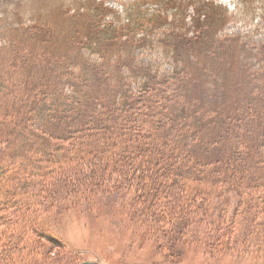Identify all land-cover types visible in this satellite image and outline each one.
Here are the masks:
<instances>
[{
	"label": "trees",
	"instance_id": "16d2710c",
	"mask_svg": "<svg viewBox=\"0 0 264 264\" xmlns=\"http://www.w3.org/2000/svg\"><path fill=\"white\" fill-rule=\"evenodd\" d=\"M198 1L134 0L121 2L102 0L93 5L88 1L84 5L94 12L95 17L101 18L95 25L94 38L97 40L101 35V38H111L112 42L116 41L117 51L113 54L116 55L119 62L122 60L116 66L119 81L114 84L115 88H113L115 89L113 91L118 90L119 97L123 96L119 100L121 105L118 103L119 107L111 110L112 119L117 121L118 125L115 128V136L108 133L109 125L99 127L101 123L99 120L107 122L109 120L107 118H95L98 120L96 124L92 123L91 120L80 123L78 114L76 122L65 118H62V121H57L51 110L57 101V97L54 96L55 89L47 87L49 85L44 86L39 80L38 74L43 62L37 58L44 56L45 59L43 60L46 61V53L35 52L37 49L30 52L29 48L25 52L22 42L20 47L9 49L3 36L1 37L0 56L9 58L10 64L6 68L3 67L4 72L0 75V159L3 152L14 155L12 160L0 162V175L5 174L3 177L0 176V207L5 210V217L10 218L7 215L9 204L14 207L12 209L21 208L17 205L19 199L25 207L28 204L29 207H33L32 203L29 202L30 199L25 198V200L18 197L19 190L23 194L27 193L26 175L22 174L21 177L18 173H14L15 181L11 186L2 184L6 179L8 170L13 168L19 160H23L21 165V168L24 169L23 172H29L30 166L33 169L37 165H50L55 174L47 181V178L43 179L40 187L44 191L54 190L55 186H58L57 183L62 180L65 181L63 187L67 189L66 194L74 193L79 186L83 187L92 184V182L94 186L114 188L122 182L118 181L117 178L129 183L136 182L140 179L141 170H145L144 168L149 165L148 177L154 176L155 186L163 190L166 184L165 174L173 169L178 171L177 167L164 160L168 157H170L169 161L174 160L176 155L180 153V151L176 153L178 149L184 150V152L189 151L188 154H192L187 145L194 144L196 140L202 142L204 135L201 130L210 128L214 118L218 117L219 120L217 119L216 122L221 124L222 129L219 143L222 147L227 145V151L220 153L213 145L212 151L214 153L209 156L206 155L207 157L200 163L212 164L215 173H219L218 168H224L229 164L233 166V169L230 172L227 171L226 175V170H223L220 179L218 176L216 177L222 185L218 191L216 190L217 192H214V200L200 199L203 207H198L197 204L193 203L192 197L184 192L182 194L184 200L182 201H184L185 206H181L183 215L180 217L182 219L188 217L190 213L186 211L188 206L198 211L201 210L202 219L199 218L195 224L203 227L205 226L203 222H206L207 228L206 232H203L205 236L203 238L198 236L196 240H203L205 251L209 250V253L222 255L226 250L236 253L237 256L249 252L256 255L264 253V67L260 62L254 64L248 63L245 58L241 60L240 66H242L245 74L243 78L239 76L240 78L235 79L237 87L243 93L246 90L244 86L246 80L247 85H254L253 90L248 96H245L244 100L237 101V104H234L229 111L221 115L217 110L213 114L210 104L207 105L206 113L208 114L209 111V115L205 118L203 115L206 100L201 101L200 94L205 88L208 94L210 92L208 89L215 91L214 88H217L219 82L216 77L208 80L205 75L203 76L201 70L198 69H203V64L206 62L204 57L196 51L194 52L195 56L190 54L188 50L191 48H188V39L183 41L185 34L190 35V32L194 33L195 30L201 33L210 29L209 24L206 27H200L199 30L197 29L204 20L202 16H211L212 7L210 0H203L200 5L196 4ZM80 13H83L80 8L73 11L74 16H78ZM32 21L33 19L29 20L26 17L20 21L13 20L12 25L13 27L36 25L32 24ZM3 26L4 23L1 20L0 28ZM37 26L44 28L41 25ZM255 27V25L251 27L248 32L250 33L249 36H245L247 32L238 33L242 38L249 39L251 44L247 43V45L249 44L251 47H253L251 39ZM48 28L52 30L51 27ZM45 32L48 36L51 35L49 30H45ZM176 35L180 37H176ZM194 35L196 34L194 33ZM74 36L75 32L71 37ZM190 37L193 38V50H196L197 40L192 36ZM92 38L93 35L89 40ZM260 40L264 41V37ZM93 42L95 43V39ZM243 46H246V42ZM254 47L260 51L263 49L259 43H256ZM5 48L6 51H3ZM95 56L97 55L95 54ZM98 57L100 60L95 59V63L106 65L104 57ZM259 57L260 60L264 59L263 54ZM188 60H193V62L190 61L191 65ZM45 65L47 69L50 63ZM97 69L105 70L101 67ZM97 69L92 66L85 68L78 76H75L76 79H71L69 85L80 88L79 81L82 82L91 78V80L99 83L102 80ZM87 73L90 78L86 77ZM104 75L110 78V83H112L110 71H105ZM237 75L232 73L234 77ZM203 77H206V83L210 82L212 86L197 89V86H200L197 83H202ZM194 82L195 84L192 86ZM193 87L194 92H196L195 96L191 95ZM75 94L76 96H74ZM75 94L70 92V97L59 99L65 101L64 106L68 103H75L76 107L83 111L86 105L82 102L88 104L90 99L86 98L81 90H76ZM97 96L98 94L94 95L92 105L98 104V100H95ZM96 108L97 111H101L99 107ZM123 112H130L132 117L114 116L116 113ZM148 112H150L151 117ZM194 112L195 119L192 117ZM243 112L249 115L253 113L254 116H250V119L245 121ZM200 118L203 119L202 123H199ZM150 120L155 123L156 128L152 125L151 127L145 126L146 129L141 126L142 123L146 125V122ZM126 121L129 125L124 123ZM97 126L100 130H97ZM65 127L71 129L69 134H66ZM39 130H43L45 135L47 134L45 132L52 131L51 133H53L58 130L49 138L60 140L62 142L60 144L65 147H67L66 144H69V148H75L76 151L81 150L84 144L91 145L94 143L101 148L102 152L108 150L109 152L106 154L114 156V161L106 160L101 157L102 155H83L78 158V160H82L83 165L93 166L94 170L100 168V171L97 173L95 171L92 179L90 178L91 181L85 185L82 174L75 172L74 169L76 167L80 169L81 165H70L73 162L70 160L67 164L68 167H64L65 164L57 163L58 161L52 158L51 151L41 150L34 146V141L39 139ZM24 133L27 136L25 140H23ZM99 135H102L103 139L99 138ZM218 138L216 136V139ZM251 139H253V143L250 142ZM136 142L138 147L134 146ZM120 143L125 145L123 152L122 150L117 151V145ZM42 147L44 148V146ZM114 148L116 150H113ZM184 152H181L180 157L185 158L187 153ZM36 157L39 159L36 160ZM189 157L192 160L193 154ZM147 159L151 161L149 162ZM121 160L123 161L120 162ZM2 165L9 166L4 168ZM152 168L157 169L155 174ZM136 171L139 174L135 177ZM104 172L106 173L105 177L102 176ZM182 182L184 184L183 180ZM69 185L72 187H67ZM11 187L13 189H10ZM157 196L154 193L151 195L153 205ZM218 198L222 199L223 203L218 205ZM66 200L70 199L66 198ZM161 205H158V211ZM209 206L211 210H209ZM161 208L166 212V207ZM177 209L179 211L180 207ZM168 211L166 214L169 217L172 214ZM218 212L219 215L215 218ZM166 214L165 216L158 214V216L167 220ZM178 226L180 227V237L170 236L168 240V244L173 247H181L183 243L190 241L193 234L202 233L201 231H193V229L189 232L184 223L178 224ZM10 231L16 234V230L10 228ZM189 234V240L184 242L183 240H186V236ZM11 238L13 239V237ZM6 240L8 239L6 238ZM9 249L12 253L11 245H9Z\"/></svg>",
	"mask_w": 264,
	"mask_h": 264
},
{
	"label": "rangeland",
	"instance_id": "374dc122",
	"mask_svg": "<svg viewBox=\"0 0 264 264\" xmlns=\"http://www.w3.org/2000/svg\"><path fill=\"white\" fill-rule=\"evenodd\" d=\"M88 1L93 5L102 0H0V23L1 20L4 23L3 28H0V39L3 36L9 49L20 47L22 42L25 52L29 48L30 52L37 49L35 52L46 53V61L43 60L45 59L44 56L37 58L43 62L38 74L39 80L44 86L49 85L47 87L55 89L54 96L57 97V101L51 110L57 121L65 118L76 122L79 117L80 123L91 120L92 123L96 124L98 120L95 118H107L109 119L107 122L99 120L101 122L99 127L109 125L108 133L115 136V128L118 125L117 121L112 119L111 110L119 107V100L123 96L119 97L118 90L113 91L115 90L113 88H115L114 84L119 81L116 66L122 60L119 62V59L113 54L117 51L116 41L112 42L111 38H101V35L97 40L94 38L95 25L101 18L95 17L94 12L84 6ZM117 1L130 2L134 0ZM201 1L203 0H199L196 4L200 5ZM210 4L212 5L211 16H202L204 20L197 27L199 30L200 27H206L209 24V31L200 33L195 30L196 35L193 36L194 33L190 32V35L185 34L183 39V41L188 39V48H191L188 50L190 54L194 55L196 51L204 57L206 62L203 64V69H198L201 70L203 76L205 75L208 80L216 77L219 82L217 88H214L215 91L208 89L210 91L208 94L205 88L200 94L201 101L206 100L203 115L205 118L209 115V111L208 114L206 113L207 105L210 104L213 114L217 110L221 115L229 111L234 104H237V101L244 100L245 96H248L253 90L254 85H247L246 80L244 82L246 87L244 94L237 87L235 79L240 78L239 76L243 78L245 74L242 66H240L241 60L245 58L248 63L254 64L260 62L264 67V59L260 60L259 57L264 55V41L260 40L264 37V0H210ZM78 8L83 13L74 16L73 11ZM26 17L29 20L33 19L32 24L36 25L13 27V20L20 21ZM37 25L44 26V28ZM254 25L256 27L251 39L253 42V47H251L249 39L242 38L239 34L247 32L245 36H249L250 33L248 32ZM48 27H51L52 30ZM45 30H49L51 35L48 36ZM74 32L75 36L71 37ZM92 35V40H89ZM190 36L197 40L196 50H193V38ZM176 37L180 36L176 35ZM93 39H95V43ZM245 42L246 46H243ZM11 43H14L13 46ZM247 43L249 44L247 45ZM254 43L261 44L263 46L262 51L256 50ZM3 51H6V48ZM98 56L104 57L106 65L95 63V59L100 60ZM190 61L193 62V60ZM190 61L188 60L189 64ZM46 63H50L47 69ZM9 64V58L0 56V68L2 70ZM91 66L94 69L105 68V70L97 69L102 81L97 83L91 78L90 80L79 81L80 88L69 85L71 79H76L75 76ZM112 68L114 69L111 70ZM1 69L0 75L4 72ZM105 71H110L112 83H110V78L104 75ZM232 73L238 74L237 77L232 76ZM86 77L90 78V75L87 73ZM206 77H203L202 83L196 82L200 85L197 86V89L212 86L210 82L206 83ZM194 84L195 82L192 86ZM76 90H81L86 98L90 99L88 104L82 102L86 105L83 111H80L75 103H68L64 106L65 101L59 99L70 97V92L75 94ZM191 90L193 92L191 95L195 96L194 87ZM96 94L98 96L95 100H98V104L92 105V99ZM131 96L133 97V95ZM96 107H99L101 111H97ZM77 115L78 117H76ZM148 115L151 117L150 112ZM114 116L132 117L130 112L116 113ZM243 116L246 121L254 114L249 115L243 112ZM192 117L195 119V112ZM217 119L219 120L218 117L214 118L210 128L201 130L204 135L202 142H197L195 139L194 144L187 145L192 151V160H190L189 155L192 154H188L189 151H185L187 153L185 158L180 157L184 150L179 149L176 153L179 151L180 153L176 155L174 160L169 161L170 157L163 159L178 169V171L173 169L165 174L166 184L163 190L155 186L154 176L148 177L150 165L144 168L146 172L141 170L140 179L136 182L129 183L117 178L118 181L122 182L114 188L94 186L92 185L93 182L88 184L93 173L100 171V168L94 170L93 166L83 165L82 160H78V158L83 155H102L101 157L113 162L114 156L106 154L109 152L108 150L102 152L101 148L94 143L91 145L84 144L79 151H76L75 148L70 149L69 144H66L67 147H65L60 144L62 143L60 140L49 138L58 130L53 133H51L52 131L45 132L46 135L43 133L44 129L39 130V139L34 141V146L41 150L51 151L52 158L57 160V163L65 164L64 167H68L67 164L70 160H73L70 165H81L80 169L74 168L75 172H80L84 179L83 184L88 185L79 186L80 188L78 187L76 192L66 194L67 189L63 187L65 181L62 180L57 183L59 187L55 186L54 190L44 191L40 187L43 179L47 178V181L55 174L50 165H37L33 169L30 166L29 172H23L24 169L21 168L23 160H19L13 168H10L2 184L11 186L15 181L14 173H18L21 177L22 174L26 175L27 193L23 194L19 190L18 197L30 199L29 202L32 203L33 207H29V204L25 207L19 199L17 205L21 206V210L12 209L14 207L9 204L7 215L10 218L5 217V210L0 207V264H80L85 261H100L99 263L102 264H264V253L256 255L249 252L237 256L236 253L228 250L224 251L222 255L209 253V250L205 251L204 241L196 240L198 236L200 238L205 236L203 232L205 233L207 228L206 222H203L205 225L203 227L195 224L199 218L202 219L201 210L198 211L188 206L186 210L190 212L188 217H183V219L180 217L183 215L181 206H185L184 201H182L184 200L182 196L184 192L192 197L193 203L201 207L203 205L200 202L201 198L215 199L214 192H217L222 185L216 177L218 176L220 179L223 170H226V175L227 171L230 172L233 169L231 164L224 168H218L219 173H221L219 175V173L214 172L215 168L212 164L200 163L211 153H214L212 151L213 145L220 153L227 151V145L222 147L219 143L222 129L221 124L216 122ZM202 122L203 119L200 118L199 123ZM124 123L129 125L127 121ZM144 124L142 123L141 126L145 129V126L151 127V125L156 128L155 123L151 120L147 121L146 125ZM64 130L66 134H69L71 129L65 127ZM216 136L219 138L216 139ZM23 137L25 140L26 133ZM99 138L103 139L102 135H99ZM250 142L253 143V139ZM4 144L7 145V143ZM136 144L138 143L133 145L138 147ZM117 146V151L122 150L123 152L125 150L123 143ZM81 152L83 153L81 154ZM13 158L14 155L3 152L0 162H6ZM38 159L36 157V160ZM147 161L150 162L151 160L147 159ZM8 166L2 165L4 168ZM152 169H154L153 173L155 174L157 169ZM138 174L139 172L136 171L134 176L136 177ZM0 176L3 177L5 174ZM102 176L105 177L106 173L104 172ZM67 181L66 183H68ZM67 187H72V185ZM159 192L161 193L158 194ZM153 193L157 194V200L159 199L158 201L155 200L154 205L151 199ZM66 198L71 201L66 200ZM217 203L219 205L223 203V200L218 198ZM159 204L162 205L158 211ZM161 207H166V212ZM178 207H180L179 211ZM209 208L211 210L210 206ZM167 211L172 215L168 217ZM158 214L163 216L166 214L167 220H163L164 217L158 216ZM218 215L219 212L215 218ZM181 223L186 225V230L189 232L193 229V231H201L202 233L193 234L190 241L185 242L189 240V234L186 236V240H183L185 243L181 247H173L168 244V240L170 236L180 237L178 224ZM10 228L16 230V234L10 231ZM176 230L178 231L175 233ZM9 245L12 246V253H10Z\"/></svg>",
	"mask_w": 264,
	"mask_h": 264
},
{
	"label": "water",
	"instance_id": "95a60500",
	"mask_svg": "<svg viewBox=\"0 0 264 264\" xmlns=\"http://www.w3.org/2000/svg\"><path fill=\"white\" fill-rule=\"evenodd\" d=\"M80 264H102V263L94 262V261H85V262H82Z\"/></svg>",
	"mask_w": 264,
	"mask_h": 264
},
{
	"label": "bare ground",
	"instance_id": "6f19581e",
	"mask_svg": "<svg viewBox=\"0 0 264 264\" xmlns=\"http://www.w3.org/2000/svg\"><path fill=\"white\" fill-rule=\"evenodd\" d=\"M100 262V261H99Z\"/></svg>",
	"mask_w": 264,
	"mask_h": 264
}]
</instances>
